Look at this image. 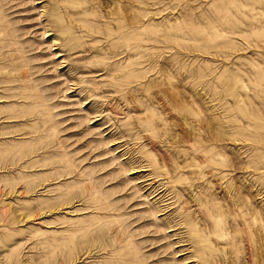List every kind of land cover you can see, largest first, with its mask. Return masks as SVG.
I'll return each mask as SVG.
<instances>
[{
  "label": "rangeland",
  "instance_id": "obj_1",
  "mask_svg": "<svg viewBox=\"0 0 264 264\" xmlns=\"http://www.w3.org/2000/svg\"><path fill=\"white\" fill-rule=\"evenodd\" d=\"M0 264H264V0H0Z\"/></svg>",
  "mask_w": 264,
  "mask_h": 264
},
{
  "label": "bare ground",
  "instance_id": "obj_2",
  "mask_svg": "<svg viewBox=\"0 0 264 264\" xmlns=\"http://www.w3.org/2000/svg\"><path fill=\"white\" fill-rule=\"evenodd\" d=\"M39 2V1H38ZM37 3V2H36ZM173 228V227H172ZM200 258V257H199Z\"/></svg>",
  "mask_w": 264,
  "mask_h": 264
}]
</instances>
